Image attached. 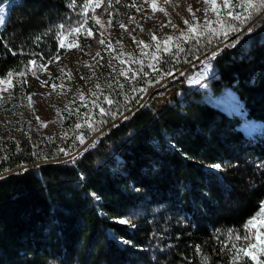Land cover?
<instances>
[{
  "label": "trees",
  "instance_id": "trees-1",
  "mask_svg": "<svg viewBox=\"0 0 264 264\" xmlns=\"http://www.w3.org/2000/svg\"><path fill=\"white\" fill-rule=\"evenodd\" d=\"M11 1L0 0L10 3L0 27V59L10 64L0 76L13 73L11 96L21 101L36 91L31 68L64 55L62 41L88 46L92 11L88 0ZM232 23L239 28L227 35L220 25L183 31L163 50L155 74L166 81L154 94L175 91L160 108L153 95L125 96L112 82V103L83 148L74 136L62 145L0 137V264H202L205 256L233 264L227 233L244 236L264 203V131L241 128L245 119L264 125V12ZM207 61L215 73L207 89L191 87ZM225 90L244 116L210 101Z\"/></svg>",
  "mask_w": 264,
  "mask_h": 264
},
{
  "label": "rangeland",
  "instance_id": "rangeland-1",
  "mask_svg": "<svg viewBox=\"0 0 264 264\" xmlns=\"http://www.w3.org/2000/svg\"><path fill=\"white\" fill-rule=\"evenodd\" d=\"M121 3V0H102L97 7L94 0L91 4L90 28L93 35L89 36L88 46L85 48L77 39H71L65 45L75 40L80 47H67L64 55L44 66L46 70L40 67L35 71L31 68L29 81L36 87L34 93L18 101L11 96L12 80L0 84V89L8 88V91H0L1 138L20 139L29 136L37 144H42L43 137L53 136L57 144L62 145L69 136H74L77 141H83V148L99 132L95 133L98 113L103 111V103L110 100V91L114 87L112 82L121 88L125 96L132 93L136 95L141 91L143 96L153 95L152 103L158 108L162 107L168 95L175 91V88H171L164 93L154 94L166 81L164 76L155 74L163 50L174 45L183 31L188 36L219 25L216 23L217 14L206 11L210 5L205 0H155V11L145 0H127L124 11L119 7ZM9 6L8 2L0 6L3 8L0 27L7 18ZM161 7L168 15L158 10ZM227 11H221V18L226 17ZM97 18L100 24L96 23ZM185 20L196 28L195 32L188 30ZM209 22H212L210 27ZM153 36L155 39L151 42L149 39ZM168 37H172V40L165 45L163 41ZM156 45L160 46L159 50ZM145 60L149 68L143 71ZM9 64L8 60L0 59V73ZM141 72L147 80L145 85L138 88L137 75ZM214 75L212 64L207 61L201 70L190 77L188 84L207 89ZM210 101L227 112L244 116L242 103L231 90H225L215 97L210 95ZM66 115L71 116L73 124H70ZM241 128L248 133L259 134L264 131L260 122L248 119L243 121ZM59 158L65 157L60 155ZM240 237L234 241L236 250L246 243L243 236ZM258 259L264 261V256H258Z\"/></svg>",
  "mask_w": 264,
  "mask_h": 264
},
{
  "label": "snow or ice",
  "instance_id": "snow-or-ice-1",
  "mask_svg": "<svg viewBox=\"0 0 264 264\" xmlns=\"http://www.w3.org/2000/svg\"><path fill=\"white\" fill-rule=\"evenodd\" d=\"M94 0H88V3L84 5L85 8L89 7L90 4H92ZM166 2H170V0H166ZM100 3H102V0H95V4L97 7L100 6ZM145 3H150L153 7V10H157L155 7V0H145ZM205 3H208L210 5L209 9H206V11L211 10L217 14V21L216 23L220 25L219 31L227 35L228 32H235L238 30L239 25L232 23V21H238L239 24H246L252 18L261 13L264 12V0H205ZM74 6V5H71ZM223 9H228L226 13V18H221V11ZM235 9H241L242 11H235ZM139 10V9H138ZM159 11L165 12V15H168L167 11L164 8H159ZM191 11V8L188 9ZM3 13V8H0V14ZM195 14L193 13V16ZM227 17H230V20L227 19ZM0 23H2V16H0ZM96 23L100 24V20L97 18ZM109 23H111L109 21ZM169 23H171L169 21ZM185 24H188L189 28L188 30L190 32H195L196 28L189 24L187 20L184 21ZM212 22H209L208 27H210ZM103 26V25H101ZM174 26V25H173ZM123 27V25H121ZM175 27V26H174ZM81 29L80 27H77L73 30L75 33H80ZM213 33H215L216 29H211ZM85 33L87 36H92L93 32L90 28L85 29ZM182 35H185V33H182ZM155 39V37H152ZM172 40V37H168L167 40L163 41L165 45L168 44L169 41ZM101 43H104L103 40L100 41ZM142 43V42H141ZM62 48L64 47H80L78 43L75 42V40L68 45H65L63 41L60 45ZM230 46H234L230 45ZM145 47H148V45H145ZM157 49L159 50V45H156ZM165 51H168L167 48H165ZM151 66V65H150ZM41 70H46L43 65L40 66ZM20 75H23L21 73ZM35 75V73H33ZM13 78V73L8 72L5 77L0 78V84L4 83H10ZM44 83H47L46 81ZM55 88V85H53ZM0 91H8V88L5 87L3 89H0ZM143 91V90H142ZM31 98L29 97V100ZM109 104L112 103L111 100L107 101ZM105 114L111 115L112 112L110 110L106 111ZM46 126V125H45ZM83 142V141H81ZM61 151H64L61 149ZM67 154V153H66ZM214 167L219 168V165H214ZM121 223H125V221L121 220ZM246 230L244 233V236L242 237L243 240L246 242L243 247H240L236 250V253L233 257V264H236V262L244 260L245 264H247V261L251 260L254 261L255 264H264V261L258 259V256H264V207H261L256 215L251 217L249 220L246 221L245 225L243 226ZM236 230H229L227 233L230 239L239 240L241 237L239 235H234V232ZM202 264H208V257H202Z\"/></svg>",
  "mask_w": 264,
  "mask_h": 264
},
{
  "label": "bare ground",
  "instance_id": "bare-ground-1",
  "mask_svg": "<svg viewBox=\"0 0 264 264\" xmlns=\"http://www.w3.org/2000/svg\"><path fill=\"white\" fill-rule=\"evenodd\" d=\"M232 94V93H231ZM234 97H235V95L234 94H232ZM263 125V124H262ZM263 127H264V125H263Z\"/></svg>",
  "mask_w": 264,
  "mask_h": 264
}]
</instances>
